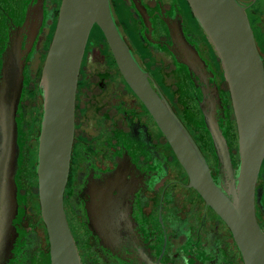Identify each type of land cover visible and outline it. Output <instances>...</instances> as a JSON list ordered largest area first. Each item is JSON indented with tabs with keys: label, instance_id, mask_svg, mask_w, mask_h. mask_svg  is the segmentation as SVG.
Segmentation results:
<instances>
[{
	"label": "flooded vegetation",
	"instance_id": "af4514ba",
	"mask_svg": "<svg viewBox=\"0 0 264 264\" xmlns=\"http://www.w3.org/2000/svg\"><path fill=\"white\" fill-rule=\"evenodd\" d=\"M237 1L245 9L264 66V0ZM60 2L0 0V70L6 55L18 50V46L24 60V93L17 117L22 136L19 168L22 227L29 243L22 264H46L48 252L33 174L41 109L37 86ZM110 2L116 24L149 74L152 86L169 102L215 171L212 143L199 105L204 95L205 98L208 95L207 85L177 62L171 51V31L182 30L198 49L215 73L218 92L225 101L229 121L226 139L232 160L237 164V132L228 86L219 60L187 2ZM207 78L208 88H212L214 83L209 75ZM187 185L186 173L152 117L123 80L100 29L93 26L80 64L74 141L64 193L65 213L81 263L142 264L143 259L146 264H241L222 220ZM104 188L111 196L123 192L117 199L121 204L118 221L113 225L117 232L108 242L97 233V228L105 227L92 223L95 218L90 219L86 209L91 201L99 202V193ZM256 190L255 214L264 233V162Z\"/></svg>",
	"mask_w": 264,
	"mask_h": 264
},
{
	"label": "water",
	"instance_id": "95a60500",
	"mask_svg": "<svg viewBox=\"0 0 264 264\" xmlns=\"http://www.w3.org/2000/svg\"><path fill=\"white\" fill-rule=\"evenodd\" d=\"M185 1L219 60L228 86L237 132L238 163L234 164L226 139L228 112L218 92L215 73L182 30L171 31V51L178 63L207 85L208 95L206 98L204 95L199 105L212 143L215 171L169 102L152 86L149 74L116 24L110 0H61L37 86L41 109L33 174L39 217L47 236L46 264H82L66 217L64 193L74 141L80 64L93 26L100 29L123 80L152 117L186 173L187 187L196 191L228 229L241 264H264V233L255 214L256 183L264 162L263 59L245 9L237 0ZM23 67L18 46V50L6 55L0 70V264H22L28 252L29 242L22 227L19 182L22 136L17 117L24 93ZM208 75L214 83L212 88H208ZM122 193L111 196L104 188L99 193V202L91 201L86 207L89 218H95L92 223L105 227L97 228L105 242L117 232L113 225L118 221L121 204L118 200ZM141 263L146 264L143 259Z\"/></svg>",
	"mask_w": 264,
	"mask_h": 264
}]
</instances>
